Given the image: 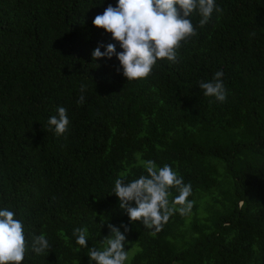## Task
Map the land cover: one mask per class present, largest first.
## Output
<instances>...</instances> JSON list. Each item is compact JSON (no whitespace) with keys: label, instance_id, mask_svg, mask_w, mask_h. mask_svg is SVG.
<instances>
[{"label":"trees","instance_id":"16d2710c","mask_svg":"<svg viewBox=\"0 0 264 264\" xmlns=\"http://www.w3.org/2000/svg\"><path fill=\"white\" fill-rule=\"evenodd\" d=\"M215 2L205 26L190 17L198 34L177 63L128 81L117 57H92L123 51L93 24L118 0H0V210L23 223L21 264H90L74 229L101 249L110 223L131 229L126 264H264V0ZM220 70L223 103L199 87ZM61 106L70 125L57 136L48 119ZM148 160L178 172L194 202L155 235L113 191ZM40 234L51 248L37 255Z\"/></svg>","mask_w":264,"mask_h":264},{"label":"clouds","instance_id":"9594fccd","mask_svg":"<svg viewBox=\"0 0 264 264\" xmlns=\"http://www.w3.org/2000/svg\"><path fill=\"white\" fill-rule=\"evenodd\" d=\"M222 11L215 0H118L116 6L109 4L103 14L97 15L93 24L110 33L123 51L117 52L116 45L110 43L102 52L100 49L105 46L101 44L92 52L93 60L115 56L128 81L145 79L159 60L178 62L179 49L198 34L190 19L194 13L202 17L199 25L203 27L214 12ZM223 76L224 72L220 70L214 74L212 81L199 82L205 97H215L221 103L226 101ZM84 99L81 95L78 103L82 104ZM57 112L58 116L48 119V130L52 131L54 127L55 134L62 136L68 131L70 119L66 108L58 107ZM143 166L147 175L131 182L118 178L113 191L130 221L142 223L155 235L175 213L187 215L191 212L194 202L188 198L192 195V187L190 183L185 184L183 177L168 164L158 167L155 161L148 160ZM173 189L178 193L175 197ZM14 216L13 211L6 208L0 210V264H21L28 251L23 223ZM108 227L111 235L104 237L101 249L88 247L87 228L74 229L76 243L88 248L90 264H126L129 261L126 244L131 242L126 233L131 229L127 224L117 227L110 223ZM50 248L44 234L33 236L31 250L37 255Z\"/></svg>","mask_w":264,"mask_h":264}]
</instances>
